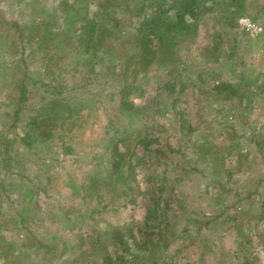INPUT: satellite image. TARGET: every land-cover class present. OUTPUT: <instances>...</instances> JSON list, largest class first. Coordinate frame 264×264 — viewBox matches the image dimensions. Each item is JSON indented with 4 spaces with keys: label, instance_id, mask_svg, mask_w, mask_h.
I'll list each match as a JSON object with an SVG mask.
<instances>
[{
    "label": "trees",
    "instance_id": "1",
    "mask_svg": "<svg viewBox=\"0 0 264 264\" xmlns=\"http://www.w3.org/2000/svg\"><path fill=\"white\" fill-rule=\"evenodd\" d=\"M91 3L95 4V9L92 11ZM25 6L29 11L27 23L17 26L0 17V36L2 33V36L7 35V51L10 55L19 57L23 68L25 48H32L40 57L43 75L44 77L47 75L49 81L46 85L38 86L39 89L43 88L44 92H41V96L36 99L35 105L29 111L25 131L19 135L14 132V124L20 118L22 103L28 100L23 95L26 74L11 75L10 82L13 83L19 96L17 98L11 91L13 95L10 98L14 101L15 107L11 114L6 113L5 116L12 118V121L11 124L3 122L1 125L0 165L2 169L7 172V175L14 174L15 170V177L27 179L20 172L23 171V162L27 163L29 157L36 160L44 159L43 162H45L54 152V148H60L61 154L65 156L73 154L72 149L64 143L63 137L64 135L72 136L75 128H82L81 123L84 120L80 113L74 114L72 104L62 95L61 83L57 80L62 72V65L66 63L70 55L73 57L74 65L88 68L90 73H95L94 66L108 68L109 61L123 58V70L116 81L121 84L120 91L124 99L114 111V116L122 122L123 130L116 131L117 137L106 143L111 148L102 153L106 160L108 172L105 175L108 178L103 179L98 172L88 174L85 176L87 181L80 188L82 193L76 191L74 194H79L83 203L97 199L96 205H100L107 199L101 209L109 211L111 200L119 202L121 206L118 207L122 209H125L127 204L135 203L131 196L136 191L137 194L142 195V204L146 210L142 223L131 220L117 225L106 223L105 229L100 234L93 233L94 236L91 237L80 236L79 241L72 245L71 249L64 247L60 255L69 253L70 256H74L72 264H99L97 263L99 257H101L100 264H250V259L253 258L251 252H245L243 248H239V255L229 263L225 254L215 252L211 248L213 243H210L212 233H215L223 224H228L229 229L234 228L241 240L248 241L246 234L241 236L243 226L238 222L246 217L247 221L250 213L244 209L241 198H237L232 205L228 206L236 208L238 206L236 212L232 216L223 217L227 209L225 196L228 192L225 183H222L223 176L230 179L232 172L241 169L242 163L248 161L252 163L250 153L241 148L242 137L236 127L239 123H236L235 119L234 123L229 121L227 116L219 119L211 117L206 122L199 115L197 124L194 126L187 118L177 115L174 105L181 101L187 81L191 86L196 84L195 87L205 89L203 92L211 95L213 101L232 103L235 99L246 113L251 111L255 102L264 101V78L261 75L249 71L246 79L231 84L216 81L214 76H208L206 80L207 74L204 67H199L192 73L193 78H190L185 63L191 65L193 63L183 61L187 59L179 56L180 43L194 42L198 28L207 20L206 16H212L215 22L213 27L215 25L220 27L218 30L213 28L212 37L216 42L211 48L212 51H219L222 34L230 36L236 30V20L244 16L248 7L255 6L258 9L264 8L263 5H259L256 0H142V2L138 0H59L56 12L50 11L38 0H29ZM117 12L126 15L129 22L125 23L123 17L117 16ZM259 13L264 14L262 11ZM132 18L136 21L132 22ZM4 27H7L5 32H3ZM11 28L14 29L13 33L9 31ZM162 28L164 31L160 30ZM259 35L264 37V32ZM247 41L250 39L247 38ZM228 44L230 45V42ZM237 48L238 43L230 45L226 54L228 59L234 56ZM178 64H182L183 69L177 68ZM55 68L58 69L57 73L54 72ZM151 68L162 70L164 77L172 80L169 91L176 89V94L169 105L173 109L172 114L175 116L173 120L178 125L180 139L186 138L188 134L197 133L200 141L195 140L188 144L195 154L207 156L210 161L211 177L215 178L213 183L216 185L217 193L210 197L209 206L218 205L221 209L210 217L196 218L192 210L187 209V204L182 199L184 195L182 196L177 189L176 183L168 182L165 177L153 171L147 170L145 175V181L149 184L147 191L140 190L132 184L135 164L131 160L136 155L135 148L132 147L137 143L147 145V139L140 137L139 128H150L151 131H155V134L150 133L154 147H146L143 159L136 162L142 163L147 152L152 151L157 163L166 161V163H173V167L182 163L181 160L176 162L171 159L172 151L166 148L168 147L166 142L161 143V140L164 141L166 138L156 129L159 124L155 121L156 116H164L166 109H161L157 100L151 103L152 105L142 103L141 107L133 109L125 98L126 92L130 91L142 95V86L148 79ZM1 69L0 63V71ZM54 81L56 85H52ZM37 84L38 82L32 83L34 87ZM164 84L167 87L168 82ZM48 90H51V93H48ZM158 95L160 96V93ZM200 125H202V131ZM7 130L10 131V135H7ZM217 138H223L225 142H218ZM250 139V142H256L254 146L257 147V141L254 138ZM18 146L27 151L26 156L18 152ZM234 151L236 164L234 167H228L225 163L226 157L231 156ZM224 152L226 155L223 154ZM158 182L161 183L160 186L157 185ZM41 185H37L35 189L42 193L46 189L45 185L38 189ZM72 186H70L71 189L75 191ZM252 194L255 193L249 192L248 197ZM118 207L114 210L115 212ZM177 208L181 211H175ZM6 218L8 219L6 222L16 227L18 232H22L25 220L20 214ZM85 220L86 217L83 215L78 216L72 223L68 222L65 228L79 230L86 224ZM86 239H88L87 242ZM26 241L20 239L7 241L0 237V260L2 261L0 264H52L47 256L56 248L53 245L56 237H53V242L47 245L40 243L39 247L43 250V255L35 262L29 257V253L16 250L17 243L24 246ZM197 242L201 248L196 253V259L192 260L188 250ZM175 245L182 248L184 252L177 257L180 258L179 260L175 257L179 252H175L174 255L169 252ZM36 255L38 256V252ZM206 259H211V262L208 263Z\"/></svg>",
    "mask_w": 264,
    "mask_h": 264
},
{
    "label": "rangeland",
    "instance_id": "2",
    "mask_svg": "<svg viewBox=\"0 0 264 264\" xmlns=\"http://www.w3.org/2000/svg\"><path fill=\"white\" fill-rule=\"evenodd\" d=\"M27 1L29 0H0V17L17 26L26 24L29 18V11L25 6ZM38 1L50 11L56 12L59 0ZM138 2H142V0H138ZM256 2L264 7V0H256ZM129 4L133 6V4ZM94 9L95 4L91 3L90 10ZM261 11L264 12V8L248 7L244 16L236 20V30L230 36L222 34L219 51H212L211 48L216 42L212 37L213 28L218 30L220 27L219 25L213 27L215 22L212 16H206L207 20L198 28L194 42L180 43L179 56L187 59L181 58L183 61L193 63L191 65L184 62L190 73V78H193L192 73L199 67H204L207 74L206 80H208V76H214L216 81L235 84L241 79H246L249 76V71L264 78V37L259 35L264 32V14H260ZM117 16L123 17L125 23L129 22L123 13L117 12ZM131 21L136 20L132 18ZM247 21L259 27L260 32L247 31L245 25ZM6 30L7 27H4L3 32ZM160 30L164 31L163 28ZM9 31L13 33L14 29L11 28ZM244 33L245 35H243ZM1 36L0 130L3 122L11 124L12 121V118L5 116L6 113L11 114L15 107L10 96L13 94L17 98L19 96L13 83L10 82V77L13 73L18 75L25 73L23 95L28 100L22 103L20 118L14 124V132L22 135L26 122H28L29 111L35 105L36 99L41 96V92H44V89H39L38 86L46 85L49 79L46 77L47 75L44 77L40 57L32 48H25V66L23 68L19 57L12 56L7 51V35ZM247 38L250 41H247ZM229 42L230 45L238 43V48L234 52V56L228 59L226 54L230 48ZM123 63L124 59L121 58L109 61L108 68L100 65L94 66L95 74L88 72V68L74 65L73 57L70 55L66 63L62 65V72L57 80L61 83L62 95L70 100L74 114L80 113L84 120L81 123L82 128H75L72 136L64 135L63 137L64 143L72 149L73 154L65 156L61 154L60 148H54V152L45 162H43L44 159L36 160L29 157L27 163L23 162V171L20 172L27 179L15 177V170L14 174L7 175L0 165V237L7 241L27 240L24 246L17 243L16 250L29 253L33 262L43 255V250L39 247L40 243L47 245L53 242V237H56V241L53 242L56 248L49 252L47 257L51 259L52 264H72L74 256H70L69 253L60 254L64 247L71 249V246L79 241L80 236L91 237L94 236L93 233L100 234L105 229L106 223L117 225L125 224L131 220L140 224L143 221L146 212L142 204L143 197L136 191L131 196L135 203L127 204L125 209H122L118 207L121 206L119 202L111 200L109 201V211L101 209L107 199L100 205H96L97 199L83 203L81 196L74 194L76 191L82 193L80 188L87 181L85 176L88 174L98 172L103 179L108 178L105 175L108 172L105 165L106 160L102 153L111 148L106 143L117 137L116 131L123 130L122 122L114 116V111L124 99L120 91L121 84L116 81V78L122 73ZM177 68L183 69L182 64H178ZM54 72L57 73L58 69L55 68ZM121 80L123 82L122 77ZM165 81L168 82L167 87L164 84L167 83ZM33 82H38V84L34 87ZM171 82V79L164 77L162 70L151 68L148 79L143 83L142 95L130 91L126 92L125 98L133 109L141 107L142 103L151 104L156 100L161 109H166L164 116H156L155 121L159 123L156 129L166 138L164 141L161 140V143H167L168 147L166 148H170L173 154L171 159L176 162L181 160L182 163L174 167L173 163H166V161L157 163L152 151L147 152L144 161H142L143 164L136 162L143 159L146 147H154L150 133L155 134V131H151L150 128H139L140 137L144 140L147 139V145L143 146V143H137L132 147L135 148L136 154L131 160L135 164L132 184L140 190L147 191L149 184L145 181V175L147 170L153 171L155 174L165 177L168 182H175L177 189L182 193V196L184 195L182 199L187 204V209H191L196 218L203 219L217 213L218 209L221 210L218 205L209 206L210 197L217 193L216 185L213 183L215 178L211 177V164L208 157L195 154L188 144L195 140L200 141L199 135L197 133L188 134L186 138L180 139L178 125L173 120L175 118L172 114L173 109L169 105L173 100L172 97L176 94L175 88L169 91ZM52 85H56V82L54 81ZM195 85L191 86L187 81L181 101L174 105V111L178 113V116L180 114L187 118L194 126L197 124L199 115L206 122L211 117L219 119L227 116V119L233 123L235 119L236 123H239L236 124V127L242 137L241 148L250 153L252 161V163L249 161L242 163L241 169L232 172L230 179L225 176L222 178V183H225L228 189L225 196L227 209L223 213V217L232 216L236 212L238 206L237 208L228 206L232 205L237 198H241L244 209L250 213L247 221L246 217L243 218V221L238 220V222L243 226L241 236L246 234L248 241L241 240L239 233L234 228L229 229L228 224H223L215 233H212L213 236H210V243H213L211 248L217 253H224L229 263L239 255V248H243L245 252H251L253 256L250 259V264H264V101L255 102L251 111L246 113L235 99L232 103L213 101L211 95L203 92L205 89L195 87ZM48 91L51 93V90ZM159 93L160 96H157ZM238 115L243 116L239 117ZM200 128L202 131V125ZM204 129H206L205 126ZM9 133L10 131L7 130V135H10ZM250 138L257 141V147L254 146L256 142H250ZM217 141L225 142L223 138H217ZM17 148L19 153L27 155L26 150L21 149L20 146ZM223 154L226 155L225 152ZM235 157V151L231 156L226 157L225 163L228 167L235 166ZM98 163H103L105 166ZM37 164L38 166H35ZM37 185H41L38 189L45 185V192L37 191L35 189ZM157 185L160 186L161 183L158 182ZM70 186L74 187L75 191ZM249 192L255 194L248 197ZM172 205L175 209L174 204ZM175 211L180 212L181 209L177 208ZM14 214H20L25 220L22 232H18L16 227L6 222L8 220L6 217L14 216ZM82 215L86 217V224L79 230L65 228L68 222L72 223L76 217ZM87 241L88 239H86ZM86 246L88 247V245ZM200 248L199 242L189 248V256L192 257V260L196 259V253ZM182 250L178 245H175L169 252L171 255L179 252L175 256L176 260H179L180 258L177 257L184 253ZM206 261L210 263L211 259H206ZM97 263H101V257L97 258Z\"/></svg>",
    "mask_w": 264,
    "mask_h": 264
},
{
    "label": "built area",
    "instance_id": "3",
    "mask_svg": "<svg viewBox=\"0 0 264 264\" xmlns=\"http://www.w3.org/2000/svg\"><path fill=\"white\" fill-rule=\"evenodd\" d=\"M245 24V23H244ZM246 26H247V28H246V30L247 31H253L254 33H257V32H260V28L259 27H257L255 24H253V23H250V22H246V24H245Z\"/></svg>",
    "mask_w": 264,
    "mask_h": 264
}]
</instances>
